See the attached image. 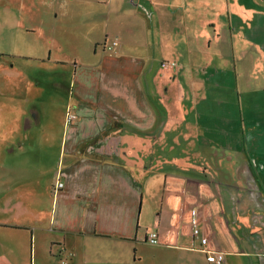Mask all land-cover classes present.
<instances>
[{"label":"crops","instance_id":"1","mask_svg":"<svg viewBox=\"0 0 264 264\" xmlns=\"http://www.w3.org/2000/svg\"><path fill=\"white\" fill-rule=\"evenodd\" d=\"M2 4L13 12H0V264H211L191 209L225 264H264V218L252 215L264 176L251 158L226 156L211 176L183 151L196 127L171 126L165 103L174 86L205 82L194 66L235 75L240 63L264 91V0ZM217 46L227 60L197 61L204 48L220 55Z\"/></svg>","mask_w":264,"mask_h":264},{"label":"rangeland","instance_id":"2","mask_svg":"<svg viewBox=\"0 0 264 264\" xmlns=\"http://www.w3.org/2000/svg\"><path fill=\"white\" fill-rule=\"evenodd\" d=\"M31 1L35 2V0ZM2 2L3 0H0V12L1 8L2 10L8 11L7 13L13 12L7 9L8 7L3 5ZM2 6H6V8ZM25 8L24 15L26 14L28 17H33L36 12H38V8L35 4L27 5ZM48 13L51 17L54 14L52 11ZM4 18L7 20L9 19V17ZM4 22L5 20L0 19V26L3 25ZM25 25L30 26L31 23L23 24L21 27L22 30L25 29ZM0 45L3 50L5 44L1 42V40ZM217 48H220V55L213 56L209 48H204L203 53L198 56L197 61L209 60L212 62L213 60H221L224 58L227 60L226 53H221L220 46H217ZM194 55L195 53L193 56ZM3 56L4 55H0V61L7 59V57ZM9 60H16V58L11 59L9 57ZM211 67L212 66L206 68H201V66L193 67L191 73L199 79L203 78L202 80L205 81L201 85L192 86L190 84H179L174 86L176 87L174 92L170 91L165 94V103L167 105L169 104L168 110L170 111V109H172L169 124L171 126L180 125L181 131L188 125L196 127L195 134L192 133V135L189 136V133H187V141L191 140L192 147L187 144V147L183 151L187 152L189 158L197 157V161H199V163L201 162L202 165H204V161L206 160V165H210L207 169L211 176L214 175V178L217 179L215 175L226 168L225 165L221 164V159L225 156L232 157L239 162H241L243 158H251L255 162L252 167L255 168V171L257 170L258 173L264 176V118L263 121L261 120V116L264 115V91L263 86H261L262 80L259 81L258 77H248V79L244 80L241 76L243 70L240 63L236 68L235 75L233 73L234 70H231V68L229 71H232V73L230 72L228 75L225 68L214 70L211 69ZM238 73L239 77L237 75ZM258 73H261V71L256 67L255 74ZM190 75L191 74L181 77V80L189 78ZM177 95L179 100L177 99ZM227 119L230 120V125L232 120L233 125H236L234 128V139L232 141L231 133L228 131L230 127L227 128ZM173 136L177 137L178 133H174ZM255 141H260L257 148L250 145ZM228 143H234V148L230 147L227 149L226 145ZM178 150L179 149L174 150V152H177L176 154L174 153L175 155L178 154ZM159 151L161 152L163 150H158V152ZM261 161L263 163L262 167L260 165ZM162 167H164V169L171 168L166 162ZM235 169L237 170L238 166ZM184 173L193 174L194 172L188 170ZM235 173H237V171H235ZM245 177H248V175L245 174ZM239 178L240 177H238V179ZM219 182H222V180ZM241 182L246 184L243 180ZM252 187L253 190H259V187H257L254 182H252ZM261 188L264 189V184ZM262 193L264 201V191ZM252 215L257 219L260 216L264 218V205L259 208L257 213Z\"/></svg>","mask_w":264,"mask_h":264},{"label":"built area","instance_id":"3","mask_svg":"<svg viewBox=\"0 0 264 264\" xmlns=\"http://www.w3.org/2000/svg\"><path fill=\"white\" fill-rule=\"evenodd\" d=\"M117 45V41L116 40H112L111 42L105 44L104 46L106 47L107 50H111L113 49V47ZM77 116L76 114L71 111L68 110L66 112L65 115V122L66 124H72L73 122H75ZM58 187L62 186V183L59 182ZM190 225H191V230H192V236L194 238H199L200 241V246L201 249L206 252V259L208 262H210L211 264H225L224 261V253L220 252V251H209L207 249V238L201 235V228L199 226V222H198V215H197V211L195 209H191L190 210ZM158 235L156 231H149L147 234V240L152 243L155 244L158 242Z\"/></svg>","mask_w":264,"mask_h":264},{"label":"trees","instance_id":"4","mask_svg":"<svg viewBox=\"0 0 264 264\" xmlns=\"http://www.w3.org/2000/svg\"><path fill=\"white\" fill-rule=\"evenodd\" d=\"M111 41H112V40H111ZM111 41H110V42H111ZM108 51H110V50H108Z\"/></svg>","mask_w":264,"mask_h":264}]
</instances>
